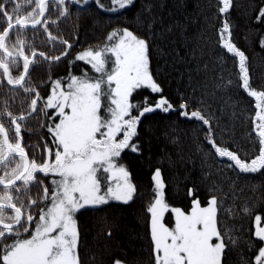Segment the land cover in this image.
<instances>
[{
  "label": "trees",
  "instance_id": "1",
  "mask_svg": "<svg viewBox=\"0 0 264 264\" xmlns=\"http://www.w3.org/2000/svg\"><path fill=\"white\" fill-rule=\"evenodd\" d=\"M41 1L0 0V36L14 22L39 18ZM45 10L41 25L14 27L0 41V125L31 166L49 165L60 149L58 90L73 78L98 87L106 120L109 49L123 31L144 39L148 71L159 86L132 92L139 119L116 158L132 180L131 196L73 214L79 264L157 263L151 210L157 171L170 208L188 210L215 198L222 264H264L257 228L264 226V136L257 131H264V0H89L84 9L72 0H49ZM13 154L0 131L6 180L24 169V158ZM41 167L33 178L29 168L19 197L17 184L6 188L7 202L26 219L15 229L0 227L1 261L31 237L58 196L60 175ZM2 217L16 219L13 211ZM164 222L173 226L172 210Z\"/></svg>",
  "mask_w": 264,
  "mask_h": 264
},
{
  "label": "rangeland",
  "instance_id": "2",
  "mask_svg": "<svg viewBox=\"0 0 264 264\" xmlns=\"http://www.w3.org/2000/svg\"><path fill=\"white\" fill-rule=\"evenodd\" d=\"M115 40L109 49L114 64L107 80L112 97L106 120L100 115L99 90L92 81L73 78L68 89L58 90L62 121L56 128V140L60 149L49 165L32 164L29 173L30 177L34 176L40 167L46 172L57 173L61 177L58 181L61 188L52 206L42 213L41 220L34 226L31 237L11 247L0 264H79L74 212L85 205L101 204L108 198L131 196L132 180L116 158L133 137L139 119L130 102L132 92L142 85L155 90H159V86L148 71L144 39L125 30ZM93 54L98 57L91 51L85 55ZM105 67L103 64L101 68ZM257 131L264 136L263 129ZM154 179L157 194L151 210L159 233L156 264H222L223 241L218 230L215 198L207 204L195 201L188 210L170 208L163 197L164 180L160 171L155 172ZM168 209L173 211L172 227L164 222ZM15 217L9 224L20 220V215ZM22 217L26 219L23 213ZM27 217L31 221V217ZM23 220L5 229H15ZM257 228L264 237V226L257 224ZM261 256L264 261V247Z\"/></svg>",
  "mask_w": 264,
  "mask_h": 264
},
{
  "label": "water",
  "instance_id": "3",
  "mask_svg": "<svg viewBox=\"0 0 264 264\" xmlns=\"http://www.w3.org/2000/svg\"><path fill=\"white\" fill-rule=\"evenodd\" d=\"M47 1H49V0H42V2H41V5H40V10H41V16H40V18L38 19V20H36V22H33V23H26V22H14V23H12L8 28H6L2 33H1V36H0V41L7 35V33L12 29V28H14V27H22V26H24V27H29V28H33V27H36V26H39V25H41L42 24V22H43V18H44V12H45V10H44V5H45V3L47 2ZM79 8H81V9H84V8H86V6L88 5V3H89V0H84V3H80V2H78L77 0H72ZM28 67H29V65H28ZM0 130L1 131H3V133H4V137H5V142H7V149H8V151L9 152H11V153H14V154H20V155H22L23 157H24V159H25V167H24V169L22 170V172L21 173H19V175H18V177L16 178V179H14L13 181H10V182H7V183H5V184H1V185H12V184H15V183H18V181L22 178V177H24V175H26V172L28 171V168H29V166H30V160H29V157L27 156V154H26V152H23V151H17V152H15L13 149H12V147H11V144H10V142H9V140H8V137H7V132L4 130V128L0 125ZM2 206H5V207H10V208H13V206L12 205H2ZM20 215V220L18 221V222H16V223H14V224H9V225H7V224H2L1 222H0V224L3 226V227H5V228H9V227H15V226H17L22 220H23V217H22V213H20L19 214Z\"/></svg>",
  "mask_w": 264,
  "mask_h": 264
},
{
  "label": "flooded vegetation",
  "instance_id": "4",
  "mask_svg": "<svg viewBox=\"0 0 264 264\" xmlns=\"http://www.w3.org/2000/svg\"><path fill=\"white\" fill-rule=\"evenodd\" d=\"M1 131V130H0ZM1 133H2V135H3V139H4V142H5V137H4V133H3V131H1ZM7 137H8V135H7ZM8 140H9V142H10V139H9V137H8ZM6 143V148H7V142H5ZM11 145H12V142H11ZM12 149L15 151V152H17V151H21L18 147L16 148V147H13V145H12ZM8 150V149H7ZM11 153V152H10ZM13 155H20V154H13ZM22 156V155H21ZM25 160V159H24ZM29 160H30V158H29ZM3 162V159L2 160H0V222L2 223V224H7V225H9V223H13V222H6L5 220H3V217L2 216H4V215H6V214H8V212L9 211H13V212H15V216L16 215H19L20 213H23L22 212V210L20 209V207H18V206H16L15 204H14V202H7V198H8V196H7V192H6V188H8V187H11V186H13V185H18L17 187H16V190H17V192H16V195L19 197V193L21 192V189H20V187H21V185L19 184V182L22 180V178L18 181V183H15V184H12V185H1V184H5V183H7V182H10V181H13L14 179H16L17 177H14V178H11V179H9V180H6L5 178V175H4V173H5V170H4V167L2 166V163ZM30 166H31V163H30ZM30 166H29V168H30ZM25 167V166H24ZM29 168H28V171H29ZM27 171V172H28ZM26 172V173H27ZM21 173V172H20ZM25 176V175H24ZM2 205H12L13 206V208H8V207H5V206H2ZM26 218V217H25ZM25 220V219H24ZM0 227H2V228H5V227H3L1 224H0ZM27 227H29V226H27Z\"/></svg>",
  "mask_w": 264,
  "mask_h": 264
}]
</instances>
